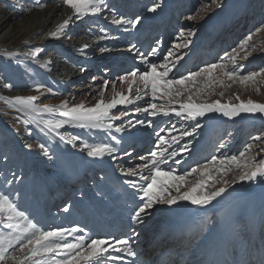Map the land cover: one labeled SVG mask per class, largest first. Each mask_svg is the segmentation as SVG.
<instances>
[{
    "label": "bare ground",
    "instance_id": "bare-ground-1",
    "mask_svg": "<svg viewBox=\"0 0 264 264\" xmlns=\"http://www.w3.org/2000/svg\"><path fill=\"white\" fill-rule=\"evenodd\" d=\"M118 1L119 3L113 7L112 5ZM181 1L187 2L188 0H102L97 12H89L79 17L73 16V9L64 5L63 0H12L4 5L3 9L0 8V97L8 101L6 103L5 99H0V189H5L6 194L18 201L23 206L21 208H24L35 222L42 223L44 228L53 229L54 226L69 230L78 228L82 230L79 232L84 234L89 227L95 232V237H105L114 233V237L119 238L125 226L133 222L130 221V214L124 211V206H126L124 204L129 202L131 207L135 208V205L141 203L139 196L142 193L138 189L146 183L141 179L140 169L137 168V165L143 161L128 164L126 157L130 155L129 158H131L135 150L124 152L123 149L131 142H136L137 146H140L151 141L157 132L160 133L159 129L164 124L166 128L172 121L181 118H176L171 112L169 116L158 114L155 117L141 112L122 120L114 117L105 119L104 128L90 126L82 128L78 126V121L68 116H61L60 111L57 110L47 113V118L41 120L40 116L43 113H33L28 109L22 110L19 105L15 104V97H30L33 90L30 88L29 81H23L19 74L10 73L11 69L13 70L18 64L20 66L14 69L16 72L24 73L26 69L33 68L34 72L39 74L45 68L43 74L47 81H50V85L51 78L58 77L59 83L67 86L76 72L83 77L89 71L94 70V67L104 66L107 62L115 64L114 62L120 61V58H123L122 62L131 65L132 53L128 56L131 45L135 44L136 49L134 50L139 53L141 48L138 42L144 38L146 41L149 40L148 34L152 24L155 25L159 20L167 17V27L171 18L179 14ZM254 1L224 0L223 4L216 7L213 12L214 22L212 21L209 25L204 23L203 28L201 27L196 32L198 34L203 29L211 32V41L203 45L201 51H197L196 56L204 57L210 50L217 51L227 46L229 38L246 30L247 25L244 24V19L249 18V23L256 25L260 18L255 16L257 12ZM153 2L160 5L155 13L147 11V7L152 6ZM41 4L44 7H41ZM248 6L250 10H247ZM24 10L26 14L23 13ZM69 16H73V19L64 33L57 37L51 36L57 26ZM137 16L141 17V21L134 29L123 23L113 22L114 18L117 20L134 19ZM228 17L233 19L229 21ZM175 19L176 17L172 22ZM222 25H226L227 28L216 33ZM232 30L236 31L234 35L229 34ZM222 32H225L224 35ZM165 35L166 32H163L162 41ZM84 45L88 47L84 48ZM208 45H211L210 48ZM185 49L183 45L179 48L181 53ZM158 53L160 55V52ZM12 55L15 57L13 60L10 57ZM134 61L139 63L136 59ZM174 61L177 62L178 59ZM120 68H122L120 65L115 64L113 70L122 71ZM81 69L84 70L81 71ZM189 69V67L185 68L186 71ZM113 77L118 78V75ZM5 83L11 84L12 87L5 88ZM32 104L38 108L43 107L34 101ZM204 116L210 118V121L208 126L203 128V134L199 140H195V134L190 137L185 136L183 139L180 135L176 138V142L169 139L170 145L167 148L169 151H175L177 155L167 160L180 158V155H184L186 159L185 146L187 148L193 146L189 156L193 157L195 153H199L200 156L197 157L196 162L201 161L210 148L217 143V139L224 133L228 136L226 134L228 132L232 138L222 150H225L223 151L226 153L225 157H230L241 150L247 137L251 135L249 139L253 140L264 128V114L261 113H241L240 116L229 118L222 113L211 112ZM53 119L65 121L64 126L61 127L63 136L59 133L62 129L59 128L60 131H58L45 127L44 122ZM137 120L145 121V124H136L134 128L128 126V121L135 124ZM196 120H187L183 124L184 131L191 132L197 124ZM148 121H153L152 127H148ZM32 122L39 129H43L51 141V144L45 145L49 152L48 156H45L39 147L42 144L39 135L30 132ZM254 122V127L251 129V124ZM109 124H112L111 128L107 127ZM115 124L118 126L123 124L125 130L117 132ZM232 131L234 133H231ZM112 136H116L120 144L117 145L112 140ZM73 137L78 138L73 140ZM87 140L94 144L107 143L118 150L112 155L89 157L88 149L84 147ZM91 143L88 145H93ZM258 143H254L253 148ZM28 145H31V148ZM121 150L122 157L118 158L117 153ZM116 159L120 162H116ZM167 160L161 167L173 169L172 167L176 165H170ZM178 167L177 170L175 167L174 174H178L184 168L182 161ZM130 169H136L138 174L135 176L126 174ZM241 174L242 171L239 172V176ZM90 177L93 179L90 180ZM77 180H80L78 184H74ZM129 180L134 181L137 188L130 187L126 183ZM8 181L12 183L9 184ZM250 182L251 185L247 188L244 184L239 188L232 187L230 193H222L207 206H195L190 201H178L173 205L155 204L154 208L147 210L148 214L143 216V223H134L135 226L128 234L130 238L139 239L141 237L143 239L140 243L137 241L143 254L142 257L137 255L138 262L144 259V255L150 254V247L154 248L156 245L167 253L183 249L190 253L191 249L187 248L193 238L186 239L187 236L191 237L194 234V228L192 234L190 228L195 227L197 231H200L196 236L199 239L198 234L202 233L201 230L204 228L203 219L212 217V212H215L219 217L212 222L211 230L208 229L210 233L204 237V240L199 241V245H203L200 254L197 255V250H194L192 256L195 254L196 260L192 261L193 264H205V258L211 245L219 237L224 236L227 230L230 231L233 241L232 264H239L242 258L245 260L243 264L264 263V177H258ZM194 183H188L189 186L186 185L184 187L186 189L180 191V194L188 191ZM204 191L210 192L211 188L205 187ZM193 195H199V192ZM66 197L69 203L73 202L74 205L67 212L64 211L65 207L63 208ZM237 223L245 225L240 229ZM184 232H189V234L184 237ZM161 236H163L160 240L162 244H158L157 241ZM148 237L150 238L144 241ZM215 245H218L217 241ZM254 245L255 249H253ZM238 248H241L239 252ZM156 255V260L152 261V264H167V259H170L169 255ZM183 256L186 259L185 252L182 251L178 260ZM178 260L174 264H178Z\"/></svg>",
    "mask_w": 264,
    "mask_h": 264
},
{
    "label": "rangeland",
    "instance_id": "rangeland-1",
    "mask_svg": "<svg viewBox=\"0 0 264 264\" xmlns=\"http://www.w3.org/2000/svg\"><path fill=\"white\" fill-rule=\"evenodd\" d=\"M11 1L12 0H10V1L9 0H0V8L3 9V6L9 4ZM27 2H29V1H27ZM223 2H224V0H221V1L218 0L217 3H213V0H196V1L195 0H188L187 2L181 1L180 4H182V5L179 7L180 8L179 14L178 15L175 14L174 17H176V19L173 22H172V20L174 19V17L171 18L168 26L166 27V24L168 22L167 17H166V18L159 20L155 25L152 24L151 31L148 34L149 40L146 41V38H144V40H140L138 42L139 46H140L139 48H141L140 52L137 53L136 50H130L128 52V56L131 53L133 56V61H132L131 65H129V64L127 65L125 62H122L121 60L123 58H120V61L114 62L115 64H118V66L120 65V67H122V68H120L122 71H118L117 69L113 70V67L115 64H113L112 62H107V63H105L104 66L100 65V66L94 67V70L89 71L88 74L86 76L84 75L83 77H80L81 75H78V72H76V74H74V76H72V78H71L72 81L70 83H68L67 86H65L62 83H59L60 80L58 79V77L51 78L52 83L50 85V81H47L46 76L43 74V72L46 70L45 68H44V70H43V68H41L43 71L39 72V74L35 73L34 72L35 69H33V68L26 69L24 73H21V72H16L14 70L15 67L20 66V65L18 66V64H17L13 68V70L11 69L10 73H13L14 75L19 74V76L22 78L23 81H26V82L29 81V83L31 85L30 88H31V90H33V93H31L30 96L36 97V100H34V103H36L38 105L40 104V106L47 105L49 107L59 109L60 112L66 111L67 109H71L72 107H74L76 105H80V104H83L85 109H89V108L94 107L96 105V103L100 100H103L105 103H108L111 101V99L113 98V96L115 94L113 91V88H112V86L114 85L115 86V92H120L124 95H128L129 98L133 101L130 104L117 105L116 108H114L110 111L109 115L111 117H114V118L118 117L117 120H122L124 118L133 117L134 115L141 113L142 111L137 112L136 108L137 107H139L141 109L146 108L149 106L150 103H156L158 105V107L161 105H165L166 106L165 110H168L169 106L167 105V98L166 97H161L158 94L157 98L153 99L151 97L150 92L147 96L144 95L143 91L138 92L137 87H139L140 89H143L142 83L139 85H133V91L130 94L129 90H128V84L121 82L120 77L125 76L126 74L132 72L133 70H139L140 72H143L145 70H150L149 66L151 64H156L158 66V71H162L163 69H161L159 66L164 64V63H167L168 67L172 68L171 72L169 73V77L179 78L181 76H187L190 72L199 71L201 68H204L206 65L220 62L221 58H225V53H231L232 49L236 48L237 51L239 52V57L237 58V63L235 65H233L231 62L227 61L226 58L224 59V62L227 64V67L229 69L236 67V68H238V70L242 74H247L248 72L260 73L261 75L256 78V81L254 83L249 82L247 84H241V83H239L238 80L237 81H230L219 70H215L211 77L207 73H202L201 76L195 78L194 83L193 82H187L186 83L185 87L187 90L185 91L184 95H182L181 97L178 98L177 101H174V104H176L178 107L179 103H186L188 96L192 97V100L194 103H199V104H211V103L215 102L216 100H219L221 102V104L231 103V104L235 105V104H238L240 101L246 102L249 99H251L255 103L264 104V0H255L254 1L255 11L257 12L255 16L257 18H260L259 22L256 25L253 24L252 22L249 23V18L244 19V24L247 25L246 30L243 31V33L238 34V35L235 34L236 31L232 30V32L229 34L230 35L235 34V35L233 37H231V39L229 38V42L227 43V46L223 47L221 49L222 51L221 50H217V51L212 50L213 51L212 52L210 50L208 52V54L204 56L205 58L202 56L201 57L196 56V54L198 53L197 51H199V50L201 51V47H203V45L205 46L207 44V42L211 41V39H210L211 32H209L210 30H206V29L204 30L203 29L201 32H198V34H196V32L198 29H201V27L203 28L204 23H208L207 25H209V23H212V21L214 20V16H213L214 9L216 7H218L219 5L223 4ZM118 3H119V1L114 3L112 6L115 7ZM26 7H28V6H26ZM30 8H32V7H30ZM247 10H250V6H248ZM16 11H18V10H16ZM23 13L26 14V10H24ZM189 17H191V19H188ZM231 19H233V18L232 17L227 18V20H229V21ZM151 23H153V22H151ZM154 28H155V30H154ZM224 28H227L226 25L219 26V28L216 30V33L219 30L224 29ZM163 32L164 33L166 32V35L164 36V39L162 41V37H163L162 33ZM224 33L225 32H222L223 35H224ZM181 34H183V35H181ZM248 37H251V39L248 40L246 50L242 51L239 46ZM188 41H191V43L188 44V46L186 47V49L182 53L179 50V48L181 46L178 48L175 47V45H184L185 43H188ZM210 46H209V48H210ZM153 49L156 50L155 53H153V51H152ZM169 50H172V52H173L172 56H168ZM214 50H216V49H214ZM158 52H160V55ZM140 53L142 55H139ZM183 54H185V55L183 56ZM13 56L14 55L10 56L12 58L11 60L15 59V57H13ZM245 56L247 58L243 59L242 57H245ZM165 57H168L167 62L164 59ZM177 57H179V59L177 62H175L174 60L177 59ZM135 59L138 60L139 63H136L134 61ZM22 62H24V61H22ZM143 63H144V65H143ZM187 67L190 68L188 71L185 70V68H187ZM114 75H118V78H114L113 77ZM131 80H132V77H129V82H131ZM61 81H62V79H61ZM105 81L108 82L107 90H104ZM38 85H43V87L40 88L39 91L36 90ZM221 93H223V95H221ZM137 96H140L142 98L137 99L136 98ZM237 96H239V100L236 99ZM65 101L67 102V109L62 107V104ZM150 111H151V109H150ZM207 114H210V113H207ZM46 115L48 116L47 113H43L40 116V119L41 120L46 119L47 118ZM175 117L177 118V116H175ZM176 118H174V119H176ZM53 120H55V119H53ZM186 121H187V119L181 118L178 120V118H177V120L172 121L168 127L164 128L165 127V124H164L159 129L160 135L165 137V140L167 141V143L164 145L165 147H168L170 145L169 139L171 137L174 136L177 138L178 136L181 135V133L184 131L183 124ZM196 121H197V123H199V125H200L199 127L201 129H197L195 131L194 138H195V140H197V139L199 140L203 134L202 133L203 128L205 129L208 126L210 118H207L206 116L198 117V119ZM33 124L34 123L32 122L31 123L32 128H31L30 132L32 134H35V133L38 134L39 139L42 142V144H44V145L51 144V141H49V137L47 135H45L44 130L39 129L37 126H35ZM234 124H237V123H234ZM254 124H255V122L251 124V129H253ZM117 126L118 125L115 124L114 127L116 128ZM236 127H238V125H236ZM60 129H62V128H60ZM60 129L58 128L55 130L60 131ZM162 129H164L165 131L164 130L161 131ZM59 133L62 135L63 129ZM231 133H234V131H232ZM76 134H78V133H76ZM226 134L228 136H225V133H224L223 135H221L217 139V143H215L210 148V151H208L206 153V155L203 156L201 161L196 162L197 157L200 156L199 153H195L193 155V157H191V155L189 156V154L191 153V151L193 149V146L188 147L186 152L184 153L186 159H184V155H180L181 156L180 158H177L174 160H167V161H169L170 165H174V166L176 165L175 166L176 170L179 168L178 167L179 163H175L174 161L175 160L182 161V165L184 166V168L181 171H179V173H178V174L182 175L185 172L189 171L192 167H196L197 165L207 163L209 160H211V158L213 156H215L218 158V160H217V164L214 167L215 168H221V171H219V172H216L215 170L213 171L212 175H213L214 179L212 181H210L206 187L211 188V191L216 190L219 187H225L226 193H223V194H228V193H230L229 191H231L233 188H237V187L239 188V187L243 186V184H244L245 188H247V186L251 185V182L247 181V180L241 181L239 179V172L244 171V169L242 167H237L235 164H228L227 161H225L226 166L222 167L219 163V161L221 159L225 158V154H226L225 152H223L225 150H222L219 147V145L221 143L226 144V145L229 144L230 138H232V136H229V132ZM260 134H261V137H264V128L262 129V132ZM65 137L67 138L68 136H65ZM250 137H251V135L246 138L245 142H243L242 148L239 152L245 151L246 156L249 159H250V157H253V156H255L257 161L264 159V150H262L261 147L256 146V147L252 148L253 150H247V145L251 144V145L255 146L254 143L255 144L258 143V141H255L254 139L253 140L249 139ZM87 141H86V144L91 143L90 141H88V142ZM159 143L160 142L158 141L157 136L152 138L151 141L149 140L140 146H137L136 142L128 143L127 146L123 149V151L124 152H129V151H134V150L135 151L132 153L133 156L131 158H129L130 155L128 157H126L127 158L126 162L129 164V162L141 161L140 160L141 156L147 157L149 152L159 151L160 150L158 147ZM248 143H250V144H248ZM91 144L95 145L94 143H91ZM259 144H260V142L258 143V145ZM238 153L235 155H238ZM122 154H123L122 150L120 151V153L118 152L117 153L118 158H121ZM195 155H196V157H195ZM132 159H133V161H132ZM116 160H117L116 162H120V160L119 161H118V159H116ZM241 162L243 163V158H241ZM175 167H172V168L175 169ZM193 176L194 177L188 178V180L186 181L187 184L183 185L181 187L180 191L185 190L186 188H184V187L186 185L189 186L190 183L196 182L197 180L200 179L199 174H194ZM92 179H93V177H90V180H92ZM79 181L80 180L75 181L74 184H78ZM174 188L175 187L169 188L166 195H168V194L175 195L177 192ZM4 190L5 189H3V190L0 189V192L6 193ZM66 192H67V196H69L68 190H66ZM10 198H12L17 203L20 210L26 212V210L24 208H21L23 206L20 203H18V201H16L11 196H10ZM66 198L67 199L63 202V208L68 207V209H70L74 206L73 202L69 203L68 197H66ZM139 201H140V199H139ZM141 203H138L137 205H135V208H133V207H131L129 202H127V204H124L127 206V207L124 206V211L126 213H128V215L130 214V218H131L134 210ZM154 206L152 208H154ZM26 214H28L30 219H32L33 222H35L33 217L29 213H26ZM211 216L212 217H209V218L206 217L205 218L206 220L203 219L202 224H204V228H202V230H201L202 233L198 234L199 239H197L196 236H197V233H199L200 231L194 232L193 240L187 248L188 250L191 249L190 253L188 251H185V249L180 250V251H174L171 253H167V252H165V250L160 249L159 245H156L154 248L150 247L151 248L150 254H148L147 256L144 255V259L141 260L140 263L138 262L137 255L142 257L143 254L141 252V248L138 247V245H137V241H138V243H140L141 241H143V239L141 237L139 239L138 238H130L128 235L131 228H133L135 226V224L133 222H130V223H128L129 224L128 226H125L124 231L122 230V233L119 235V238H115L114 233L112 235L105 236V237H102V236L95 237V235H94L95 232L92 231V228L88 227L84 231V234H82L79 231L74 232L71 235H67L65 237V240L69 243H74V242H76L74 237L77 235H85L86 240L97 239V238L98 239H107L110 243L114 242L117 239H128L129 240V244H128L129 246L128 245L122 246L120 244H118V245L114 244L115 248L120 247L119 248L121 250L120 252L114 251L112 247L108 248L109 249L108 251L111 254V256H113V257L122 256L123 259L120 261L109 259L106 262H104V264H117V263L118 264H152V261L156 260L155 259L156 253H157L156 256H158V255L168 256L169 255L170 259L169 260L167 259V264H174L175 261L178 260L179 254L182 251L185 252L186 259H185V256H183L182 258H180L178 260L179 261L178 264H193V262L196 260L195 259L196 255L194 254L192 256L194 250H197V255L200 254V252L202 251L203 245H199V241H202V239L204 240V237L210 233L212 222L216 221L219 217L218 214L215 212H212ZM130 221H132V220L130 219ZM238 221H241V220H238ZM238 221H236V222H238ZM35 223H37V225L44 230H51V228H44L42 223H40V222H35ZM53 223L55 224L56 222H53ZM237 224H238L237 227H240V229L243 227V225H245L243 223H240V224L237 223ZM57 228L58 227H55V226L53 227V229H57ZM209 228H210V230H208ZM217 228H218V225H217ZM0 230H2L4 232L9 231V229L4 228L2 226H0ZM260 232H262V231L260 230ZM263 233H264V229H263ZM111 237H113V238H111ZM162 237L163 236H161L158 239V241H157L158 244L159 243L162 244L160 241L162 239ZM149 238L150 237H148L147 239H144V241L148 240ZM194 238H196V239H194ZM127 246L128 247L131 246L133 251H135L137 253V255L135 257L126 255L127 253H125L126 250H124V249L125 248L127 249ZM253 249H255V245L253 246ZM138 250H140V251H138ZM263 251H264V249H263ZM263 256H264V254H263ZM52 258L53 257H48V258L36 257L35 259L36 260H43V261H45V264H47V260H50ZM55 258L61 259L62 257L57 255V256H55ZM256 258H259V257L256 256ZM261 262H262V260H261ZM25 264H33V261H25ZM260 264H264V263L262 262Z\"/></svg>",
    "mask_w": 264,
    "mask_h": 264
},
{
    "label": "snow or ice",
    "instance_id": "snow-or-ice-1",
    "mask_svg": "<svg viewBox=\"0 0 264 264\" xmlns=\"http://www.w3.org/2000/svg\"><path fill=\"white\" fill-rule=\"evenodd\" d=\"M218 0H213V3H217ZM102 3V0H63V4L73 9V16L79 17L81 15H86L89 12H97ZM44 7L43 4L40 5ZM160 7L158 3L153 2L152 6L147 7V11L155 13ZM73 16H69L62 23L57 26V29L51 33V36L57 37L64 33V30L69 26L70 21ZM188 19H191L189 17ZM141 17L137 16L134 19H124L119 20L113 19L116 24H125L131 26V28H136L140 23ZM127 30V29H125ZM183 35V34H181ZM106 38V37H105ZM248 37L239 46L242 51L246 50ZM188 43H185L183 47H187ZM181 45H175V47H180ZM84 45V48H87ZM136 49V45H131L130 50ZM155 53V49L152 50ZM142 55V54H141ZM172 50H169L168 56H172ZM239 57V52L236 48L232 49L231 53H225V58L227 61L231 62L233 65L237 63V58ZM225 58H221L220 62L212 63L201 68L199 71L190 72L187 76H181L179 78L169 77L171 68L168 67L167 63L160 65L159 67L163 69L158 71V66L156 64H151L149 66L150 70H145L140 72L139 70H133L132 72L120 77L121 82L128 84V90L131 94L133 91V85H139L142 83L143 89L137 87V91H143L144 95L147 96L150 92L153 99L157 98L158 94L161 97L167 98L168 110H165V105L158 107L156 103H150L146 108H136L137 112H144L150 116H157L162 114L164 116H169L170 112L174 113L175 116L181 117L187 120L195 121L197 117H203L206 113L218 112L222 113L224 116L232 118L240 116L241 113H261L264 114V104L255 103L251 99L245 101H240L238 104H221L219 100L211 104H199L194 103L191 96H188L186 103H179L178 107L174 104L179 97L184 95L187 82H195V78L201 76L202 73H207L210 77L213 75L215 70H219L223 73L225 77L230 81H239L241 84H247L249 82H255L256 78L261 74L257 72H248L247 74H242L238 68L233 67L229 69L227 64L224 62ZM246 59L247 57H242ZM167 62L168 57L164 58ZM179 59V57H177ZM84 69H81L83 71ZM129 77H132L131 82H129ZM108 82L105 81V88L107 90ZM5 88H11V84H4ZM43 85L37 86V91L42 88ZM114 91V96L110 102L105 103L100 100L92 108L85 109L83 104L76 105L71 109H67V102H63L62 107L67 109L66 111H61V116H68L74 121H78L79 127H92V128H104V120L112 119L109 115L110 111L116 108L117 105L130 104L133 101L128 95H124L120 92H115V86H112ZM223 95V93H221ZM137 99L142 97L137 96ZM0 99H5L0 97ZM239 100V96L236 97ZM36 100L35 96L30 97H15V104L19 105L21 109H28L33 113H52L59 109H54L47 105L43 107H36L32 104V101ZM5 102L8 101L5 99ZM151 109V111H150ZM118 118V117H117ZM64 120H48L45 121V127L49 129H58L63 126ZM136 124L143 125L145 121L137 120L135 124L132 121H128V126L134 128ZM148 127L153 126V121L147 122ZM200 125L197 123L192 131H184L181 133V139L185 136H193L195 134L196 128ZM111 128L112 125H107ZM125 130V126L122 124L116 127L117 132H122ZM163 131V129L161 130ZM47 135V133H45ZM157 139L160 142L158 147L159 151L149 152L147 157L141 156L140 160L142 163L137 165L140 169L141 179L146 183L141 185L138 189L140 193V201L142 202L133 212L131 220L135 224L143 223V216L147 215V210L152 209L155 204H166L173 205L178 201H190L191 204L197 206H207L216 200L217 197L221 196L222 193L226 191L225 187H219L215 191L205 192L204 189L210 181L214 179L212 173L221 171V168H215L218 158L213 156L211 160L207 163L197 165L192 167L189 171L184 174H174L175 170L171 168H162L161 165L165 164L166 160L171 157H175L177 153L175 151H169L164 145L167 143L165 137L161 136L159 132L156 133ZM64 139V137H61ZM77 139L76 137L72 138ZM173 142H176V137H171ZM255 141L260 142L258 147L264 150V137L256 136L253 138ZM112 140L116 144H120V140L116 136H112ZM31 148V145H28ZM40 149L43 151L45 156L49 155V152L45 145L40 144ZM84 147L88 149L87 155L89 157H103L105 154L112 155L118 149L110 144H95L88 145L84 144ZM221 149L226 147V144L221 143L219 145ZM253 145H247V150H251ZM187 150V146H185ZM243 158V163L241 162ZM225 161L228 164H235L237 167H242L244 171L239 176L241 181H252L258 177H264V159L259 161L256 160L255 156L250 159L246 156L245 151H241L238 155H232L230 157H225L219 161L222 167L226 166ZM175 163H180L179 160H175ZM147 173V174H144ZM128 175L135 176L138 174L136 169H130ZM194 174H199L200 179L197 180L188 191L180 194L181 186L186 183L188 178L193 177ZM171 181V183H169ZM9 184L12 181H8ZM132 188H137L134 181H126ZM226 183V182H225ZM175 187L177 195H166L169 188ZM199 192V195H193V193ZM68 207L64 208L67 212ZM143 214V215H142ZM0 226L9 229L8 232L0 230V264H25V261H33V264H45L43 260H36V257H53L47 260V264H104L109 259L112 260H122V256H111L108 252V248L112 247L114 251L120 252L119 248H115L114 244L128 245V239H117L110 243L107 239H90L86 240L85 235H77L74 237V243H69L65 240L67 235H71L74 232L82 231L78 228L64 229L57 228L51 230H44L30 219L29 215L25 211L19 209L17 203L10 198L9 194L0 192ZM128 256L135 257L137 253L133 251L131 247L126 249ZM61 256V259H56L55 256Z\"/></svg>",
    "mask_w": 264,
    "mask_h": 264
}]
</instances>
